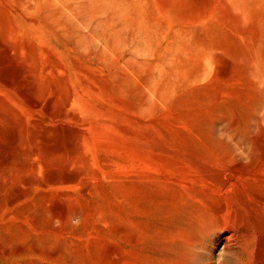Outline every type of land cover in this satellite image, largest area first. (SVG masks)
Here are the masks:
<instances>
[{
	"label": "rangeland",
	"instance_id": "374dc122",
	"mask_svg": "<svg viewBox=\"0 0 264 264\" xmlns=\"http://www.w3.org/2000/svg\"><path fill=\"white\" fill-rule=\"evenodd\" d=\"M0 264H264V0H0Z\"/></svg>",
	"mask_w": 264,
	"mask_h": 264
},
{
	"label": "bare ground",
	"instance_id": "6f19581e",
	"mask_svg": "<svg viewBox=\"0 0 264 264\" xmlns=\"http://www.w3.org/2000/svg\"><path fill=\"white\" fill-rule=\"evenodd\" d=\"M231 233H232V232H231ZM231 236H232V234H231ZM231 239H233V237H232Z\"/></svg>",
	"mask_w": 264,
	"mask_h": 264
}]
</instances>
